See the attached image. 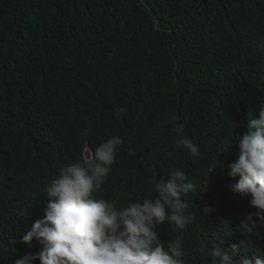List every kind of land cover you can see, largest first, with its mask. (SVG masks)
Listing matches in <instances>:
<instances>
[{
    "label": "trees",
    "instance_id": "trees-1",
    "mask_svg": "<svg viewBox=\"0 0 264 264\" xmlns=\"http://www.w3.org/2000/svg\"><path fill=\"white\" fill-rule=\"evenodd\" d=\"M261 98L264 0H0V264L39 254L22 237L45 217L46 186L86 143L117 135L124 144L99 198L154 197L144 160L158 180L183 170L196 221L183 232L158 226L161 242L182 236L185 264H212V233L225 249L264 255V226L240 228L255 209L231 192L238 177L227 168ZM173 113L200 157L175 146ZM202 240L206 254L194 251Z\"/></svg>",
    "mask_w": 264,
    "mask_h": 264
},
{
    "label": "clouds",
    "instance_id": "clouds-1",
    "mask_svg": "<svg viewBox=\"0 0 264 264\" xmlns=\"http://www.w3.org/2000/svg\"><path fill=\"white\" fill-rule=\"evenodd\" d=\"M259 105V118L249 120L239 139L238 159L227 165L229 175L238 177L231 192L242 198L250 196L255 209L240 222V228L247 233L258 225L264 226V98ZM125 111L117 108L115 117L120 119ZM168 122L179 137L175 146L192 157H200L199 145L185 133V125L177 121L174 113ZM123 144L118 135L94 148L86 143L78 162L59 169V175L44 191L48 197L45 217L36 220L22 237L29 245L35 239L42 250L38 255L25 254L13 264H33L36 260L40 264H185L189 253L184 250L182 236L176 235L165 245L157 234L158 226L165 222L173 232H183L196 221L182 198L196 191V185L183 170L170 172L167 182L158 180L155 166L144 160V168L152 171L154 197L137 198L127 206L98 197ZM127 151L130 156L136 155L131 147ZM211 235L208 254L212 264H264V255L242 256L240 244L232 243L225 249L226 241L215 233ZM206 247L207 241L202 240L194 251L206 254Z\"/></svg>",
    "mask_w": 264,
    "mask_h": 264
}]
</instances>
